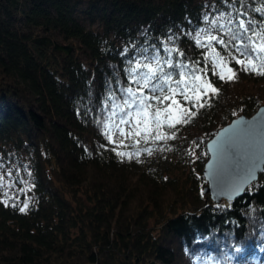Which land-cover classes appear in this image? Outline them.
Segmentation results:
<instances>
[{
  "label": "trees",
  "instance_id": "obj_1",
  "mask_svg": "<svg viewBox=\"0 0 264 264\" xmlns=\"http://www.w3.org/2000/svg\"><path fill=\"white\" fill-rule=\"evenodd\" d=\"M212 2L209 16L206 0H0V171L26 179L0 199V264H264V173L220 205L202 176L207 143L264 106V0ZM188 75L215 91L163 147L119 146Z\"/></svg>",
  "mask_w": 264,
  "mask_h": 264
},
{
  "label": "rangeland",
  "instance_id": "obj_2",
  "mask_svg": "<svg viewBox=\"0 0 264 264\" xmlns=\"http://www.w3.org/2000/svg\"><path fill=\"white\" fill-rule=\"evenodd\" d=\"M209 6V16L214 7V2L212 0H206ZM227 20V16L224 13L217 15L216 17L211 18V22L209 26H205L199 32H196V38L201 45H206L205 37L210 36L215 28V23H225ZM257 62L264 63V42L260 41L257 45ZM208 62H211L214 67V74L219 75L220 77H229L232 72L224 64L220 61L219 57L212 55L208 57ZM254 61L251 62V64ZM145 67L150 68V71L156 70L158 68H154L157 60L154 57L148 58L147 61H144ZM185 85L182 91H173L171 95L168 96V103L161 109L158 110L155 116H149L147 113L144 115H136L131 119H126L124 121V128L119 133H117L118 145L122 148L128 147L132 145L137 137H142L143 140H156L155 143L159 146L164 145V143H160L161 140H165L167 136L166 128L173 127L182 123L188 115L191 114V104L193 103L196 106L197 101L199 102L204 95H210L214 93L215 88L213 84L209 81V79H202L201 76H197L193 78L188 75L184 77ZM196 101V102H195ZM252 116V115H251ZM155 117V118H154ZM139 143L140 141H136ZM132 152H130L131 154ZM134 154V153H133ZM132 155V154H131ZM194 162L196 164L192 165L190 169L196 173L199 154L197 151L193 152ZM193 162V163H194ZM192 174V173H190ZM203 176V173H202ZM23 177V176H21ZM24 178V177H23ZM204 178V177H203ZM204 187L207 185L204 179ZM20 183L22 185H20ZM26 184V179H21L19 175V168L12 164L10 166H6L2 168L0 171V199L9 200L13 199V201L19 198L20 188L19 186H23ZM180 209V207H179Z\"/></svg>",
  "mask_w": 264,
  "mask_h": 264
},
{
  "label": "water",
  "instance_id": "obj_3",
  "mask_svg": "<svg viewBox=\"0 0 264 264\" xmlns=\"http://www.w3.org/2000/svg\"><path fill=\"white\" fill-rule=\"evenodd\" d=\"M203 193L220 205L242 197L264 173V106L241 115L207 143Z\"/></svg>",
  "mask_w": 264,
  "mask_h": 264
},
{
  "label": "bare ground",
  "instance_id": "obj_4",
  "mask_svg": "<svg viewBox=\"0 0 264 264\" xmlns=\"http://www.w3.org/2000/svg\"><path fill=\"white\" fill-rule=\"evenodd\" d=\"M208 161V160H207Z\"/></svg>",
  "mask_w": 264,
  "mask_h": 264
}]
</instances>
